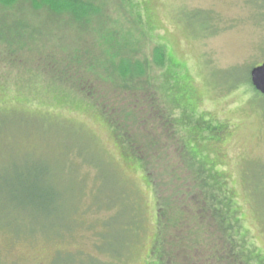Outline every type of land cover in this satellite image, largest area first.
I'll list each match as a JSON object with an SVG mask.
<instances>
[{"label": "rangeland", "instance_id": "rangeland-1", "mask_svg": "<svg viewBox=\"0 0 264 264\" xmlns=\"http://www.w3.org/2000/svg\"><path fill=\"white\" fill-rule=\"evenodd\" d=\"M86 1L92 13L82 16V31L72 24L47 28L52 38L45 40L46 47L37 43L21 53L22 63L15 56L0 58V264H152L157 259L152 257L157 251V198L139 159L106 122L102 109L74 99L69 92L73 87L65 88L69 82L64 87L53 81L59 73L47 71L51 76L45 74L43 81L34 75L40 73V64L47 65L40 60L44 53V61H52L53 54L58 60L83 53L96 57L87 71L65 66L77 84L94 81L96 92L110 102L121 96L131 101L130 95L134 101H151L150 108L157 112L152 100L156 97L160 111L170 113L174 107V118L190 121L182 128L184 134L190 131L189 147L203 148V158L217 166L218 181L223 180L232 203L231 215L239 218L247 242L264 257V96L253 92L248 82L250 69L264 62V0ZM109 20L120 23L112 26ZM40 21L32 25L40 29ZM112 31H119L137 55L149 56V69L131 81L127 91L118 86V75H111V63L128 53L126 48L119 51V34ZM111 33L116 35L113 48L106 45ZM155 46L166 55L162 66H157ZM25 65L34 74L24 76ZM143 78L153 79L146 89L139 83ZM50 81L51 87L45 88ZM146 90L155 96L149 97ZM126 117L136 125L133 116ZM159 122L166 124V133V121ZM212 123L220 132L201 133ZM175 133L177 139L181 133ZM132 134L137 142L145 136L140 129ZM167 137L163 140L168 160L154 164L156 183L167 184L169 172L163 171L175 169L183 204L191 201L188 193L200 192L202 200L201 180L193 186ZM32 172L52 188L51 201L37 209L22 201L20 188ZM167 194L161 190V197L170 202L175 193ZM171 207L185 209H173L174 203ZM4 220L22 235L2 228ZM238 254L166 259L175 264H240L247 254Z\"/></svg>", "mask_w": 264, "mask_h": 264}, {"label": "trees", "instance_id": "trees-1", "mask_svg": "<svg viewBox=\"0 0 264 264\" xmlns=\"http://www.w3.org/2000/svg\"><path fill=\"white\" fill-rule=\"evenodd\" d=\"M127 3L128 1L126 4ZM87 13H89V15L92 13V5L86 0H0V16H2V20L0 21L1 60H10L15 56V59L19 58L22 63L20 57L21 53L27 54L37 45V43L43 45L42 47H46L47 42L45 43V40L52 38L47 36V34L51 33V30H47V28H57V26L66 27V25L72 24V26H76L82 31L84 28L83 25L86 24V20L82 21V16H86ZM36 19L41 20L40 29H36L32 25V21ZM109 22H111V25L113 26L114 23L119 24L120 20H115L114 22L109 20ZM112 32L119 34V51L126 48L128 53L125 57L122 56V58L115 63H111L110 60V63L114 68L112 69L111 75L115 78H117L116 75H118L120 80L118 86L127 91L130 88L131 81L136 82L135 80L138 79L135 78L142 77L144 72L149 69V56L137 55L136 48H133L130 42H128L119 31ZM115 39L116 35L111 33L110 40L106 41L107 47L109 46L113 48L116 41ZM153 50V53L156 54L157 57V59H155L157 60V66H162L165 62L166 56L163 49L155 46L153 47ZM51 54L53 53L51 52ZM85 54L87 53L80 54L74 58H68L67 55H62L59 60L56 59L53 54L52 61L46 55L45 57L48 59L44 61V53V55L40 57V60L47 65L40 64V73L38 75L28 69L27 66H30V64L27 65L28 63H26L27 66L25 65V69L22 73L23 75L24 72L27 75L33 73L39 77L40 81H43L45 74L51 76L47 71L51 72L54 70L56 75L59 73L61 75L60 78L53 77V81L60 83V85L64 87L65 84L68 85L69 82V85L65 88L69 89V86L73 87V90L69 89V92L74 95V99L82 101L89 100L97 109H102L105 112L103 115L106 122L115 129L116 134L121 135L122 139L130 146L133 151L132 153L139 159L140 167L147 177L146 180L152 185L157 198L156 204L158 209L155 220L157 238L154 244V249H157V251L155 256H152L155 257V259L157 257V259L155 262L153 261L152 264L176 263L171 261L172 259L170 258L167 260L166 257L237 258L236 255L238 253V257H242L244 253L247 254L246 258L239 262L240 264H264V257H262L258 250H255L252 243L247 242V239L241 232L242 227H239L241 225H237L239 218L231 215L232 211L230 208L232 203L230 202L228 192H226L223 180L218 181L217 166H214L212 163L210 164L203 158V148L200 150L197 148V145L191 148L189 147L191 141L188 134L190 131L188 133L185 132L186 134H184V131L186 130L182 131V128L185 126L188 127L190 121L188 123L184 121L183 116L181 119L174 118V115H172L170 111V109L172 111L175 110L174 107H170L168 110L170 113H167L163 109L162 113L158 108V103L155 105L156 97L152 100H154L153 102L155 103H153V108H156L157 112L152 109V105L150 108L149 105L152 103L151 101L146 103V101H141L140 98L136 99L137 101H134L131 99L130 95L127 96L130 97L131 101H129L126 96H121L117 101L110 102L104 98L103 94L99 95V93L96 92L98 91V87L94 86V81L87 82L86 79V81H81L77 84L76 79L72 76V72H70L71 70L68 68V71L65 66L67 65L71 68L75 65L82 71L91 69V64H96V57L89 58L90 56ZM110 54L108 56L112 57L117 54V51L112 52L111 55ZM24 58L26 60L29 59L28 57ZM17 68L22 70L21 66H18ZM151 80L153 79L143 78L139 83L143 85V89H146L145 86H151ZM37 82L39 81L31 84L30 88L36 87ZM248 82L253 92L264 96V94L255 89L250 78H248ZM49 84L52 85V81L46 83L45 88L51 87ZM74 90H78L81 93L80 96L78 95V92H75ZM148 90L150 89L148 88ZM148 90L146 91L149 97L155 96ZM123 98H126L125 101H123ZM136 102L140 103L139 107L134 104ZM169 104L174 103L169 101ZM141 107L144 109H139ZM126 108V115L133 116L132 122L136 125L130 123L127 120L126 115L122 114V109ZM157 113H159L161 117L158 116ZM159 118L160 121L164 119L168 125V131L166 133L163 132V129L166 128V124L162 125V122L158 123ZM200 119H202V116ZM161 125V131L156 130V127ZM207 125L208 126H205L204 130H201V133H209L210 130L220 132L221 130V127L215 123L214 125L213 123ZM134 128L140 129L145 133L144 139H140L138 142L136 141L134 134H132L135 130ZM176 130L181 134L183 133L182 135H177V139L175 138ZM213 135L215 134H210L211 138H213ZM217 135L218 134L216 133L215 136L217 137ZM163 137L171 139V147L174 145L176 146L174 151L177 157L188 169V171L185 172H187V175L193 180V186L197 185V181L201 180V185L203 187H201L199 191L202 189L201 193L205 196H202V200H200L199 197L200 192H194V194L188 193L187 195L191 198V201L190 203L183 204L185 198L178 194L183 191V188L176 184L179 177L173 178V176L177 174L175 169L170 170L167 168L163 171L164 175L166 172H169V180L167 184H165V181L156 183V180L154 179V164L157 163L159 165L160 162L166 163L168 160L165 148L167 144L163 140ZM207 138L209 139V135ZM2 146L3 143L0 141V149ZM34 174L35 172H32L31 175L27 176L26 181L20 188L24 194L22 201L27 202L30 206L35 205V209H37L42 205H47L51 201L52 188L45 186V184L40 181L41 178L38 177L37 174ZM162 183L164 184L163 186ZM161 190H163V193H168L167 195L175 193L170 202L161 197ZM194 190H196V188H194ZM2 200L3 199H0V208L3 205L1 202ZM171 203H174L173 209H177V207L179 208L180 205H184L185 209H177V211H173ZM15 221L16 219H13L11 220V223ZM2 223V228H6L7 231H10L14 235H22L7 225L5 220ZM171 230H173V232H171ZM202 237H204V239H201ZM245 242L249 244L247 248L242 247Z\"/></svg>", "mask_w": 264, "mask_h": 264}, {"label": "water", "instance_id": "water-1", "mask_svg": "<svg viewBox=\"0 0 264 264\" xmlns=\"http://www.w3.org/2000/svg\"><path fill=\"white\" fill-rule=\"evenodd\" d=\"M249 78L255 89L264 94V62L250 69Z\"/></svg>", "mask_w": 264, "mask_h": 264}]
</instances>
